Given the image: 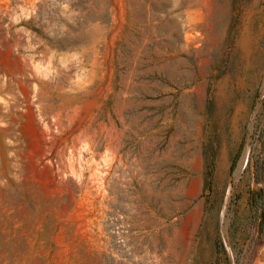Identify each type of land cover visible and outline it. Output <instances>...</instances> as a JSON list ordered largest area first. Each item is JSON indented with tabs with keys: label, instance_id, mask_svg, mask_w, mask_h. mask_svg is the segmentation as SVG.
<instances>
[{
	"label": "rangeland",
	"instance_id": "374dc122",
	"mask_svg": "<svg viewBox=\"0 0 264 264\" xmlns=\"http://www.w3.org/2000/svg\"><path fill=\"white\" fill-rule=\"evenodd\" d=\"M0 264H264V0H0Z\"/></svg>",
	"mask_w": 264,
	"mask_h": 264
}]
</instances>
